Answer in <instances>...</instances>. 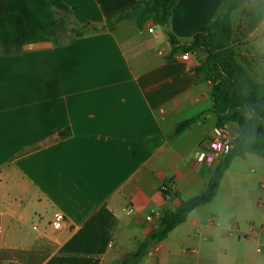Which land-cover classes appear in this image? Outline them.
<instances>
[{
  "label": "crops",
  "instance_id": "crops-1",
  "mask_svg": "<svg viewBox=\"0 0 264 264\" xmlns=\"http://www.w3.org/2000/svg\"><path fill=\"white\" fill-rule=\"evenodd\" d=\"M225 1L178 0L168 31L191 43L207 33ZM63 2L74 9L66 39L54 40L58 32L39 41L52 43L43 49L0 50V252L22 253L10 263L46 264L105 206L117 225L100 264H122L146 242L159 211L200 195L217 167L199 161L217 129L212 83L194 71L207 55L191 52L192 64L180 54L169 59L166 31L153 22L139 28L126 20L114 31L72 36L73 22L104 27L144 0ZM9 14L38 30L66 11L49 0H0V16ZM231 46L248 76L263 84L264 0H244L233 12ZM187 121L194 123L174 136ZM156 137L159 145L148 149ZM261 199L264 158L235 159L214 200L139 264H214L219 257L225 264L259 257L264 264ZM56 213L66 218L60 230L52 226ZM27 224L34 225L28 232ZM44 243L53 252L36 263L31 253Z\"/></svg>",
  "mask_w": 264,
  "mask_h": 264
},
{
  "label": "trees",
  "instance_id": "trees-1",
  "mask_svg": "<svg viewBox=\"0 0 264 264\" xmlns=\"http://www.w3.org/2000/svg\"><path fill=\"white\" fill-rule=\"evenodd\" d=\"M59 10H69L63 0H49ZM244 0H226L207 33L194 37L191 43L181 44L169 31V23L178 0H144V3L110 17L104 27L87 24L78 30L73 22V37H82L88 32L102 30L114 31L122 21L136 22L143 28L148 22L164 28L172 46V54L176 55L202 52L207 55L200 66L194 68L197 76H206L212 83L213 111L217 116V128L235 124L238 136L232 144L229 154L224 157L211 174L205 190L188 201H181L176 210L163 209L157 215V225L145 243L136 252L129 255L122 264H139L150 249L165 241L171 232L186 223L189 215L196 209L208 205L216 197L225 172L232 162L245 159L248 155L264 158V83L254 82L236 60L231 46L232 14L240 8ZM69 20L64 16L42 29L33 30L26 27L24 19L18 14L0 16V50L7 54L19 52L26 44L45 40L49 35H56L62 27H68ZM56 38V37H55ZM58 42V40H57ZM60 42V41H59ZM194 122L187 121L178 125L173 132L179 136L188 130ZM160 138L149 139L148 149L156 148ZM171 194V189L164 193ZM179 197V195H176ZM117 219L107 207L100 208L82 227V229L66 244L59 253L46 264H100L99 257L104 255L111 242Z\"/></svg>",
  "mask_w": 264,
  "mask_h": 264
},
{
  "label": "built area",
  "instance_id": "built-area-1",
  "mask_svg": "<svg viewBox=\"0 0 264 264\" xmlns=\"http://www.w3.org/2000/svg\"><path fill=\"white\" fill-rule=\"evenodd\" d=\"M153 33V30H149ZM192 53H185L181 56L182 60L186 63L192 64ZM237 126L235 124H229L224 128H217L212 134V137L206 144L204 151L199 156V161L207 164L209 167L216 166L220 161L229 154L232 149V144L236 139V133L234 128ZM238 129V128H237ZM168 190L167 185H164L161 188L162 193H165ZM259 208L264 211V199L259 201ZM148 221H151L152 218L148 217ZM66 223V218L61 213H56L53 218L52 226L56 230H60Z\"/></svg>",
  "mask_w": 264,
  "mask_h": 264
},
{
  "label": "rangeland",
  "instance_id": "rangeland-1",
  "mask_svg": "<svg viewBox=\"0 0 264 264\" xmlns=\"http://www.w3.org/2000/svg\"><path fill=\"white\" fill-rule=\"evenodd\" d=\"M65 17H66L67 20H70L71 19L68 14H65ZM77 29L78 30H81V27H78ZM69 30L70 29L68 27H62L61 31H59V34L62 35V37L60 35L57 36L56 38L53 37L54 40L60 41L61 39L62 40L66 39L69 36L68 35ZM213 171H214V169L212 170L211 174L213 173ZM33 226L34 225L27 224V226H26L27 232L29 230H31V228ZM253 226L254 225L250 224V226H249L250 230H252ZM262 232L264 233V228H262ZM52 249H53L52 247H50L49 245H47V244L44 243L42 246L38 247V250L35 251V254L34 253H31V255H34V257H36L37 260H38V262H36V263H39L40 261H43L46 258H49V256L53 252ZM253 250H255V255H256L257 254L256 253V248L253 247ZM259 252H260V250H259ZM26 255L27 254H25V256ZM255 255L253 257H255ZM16 257H22V253L17 254V253L11 252V251L10 252H3L2 251V252H0V264H15V263H10V261L11 260H16L17 259ZM226 261L227 260L224 257H219L214 264H225ZM231 263H232V261H231ZM227 264H229V263H227ZM232 264H234V263H232ZM250 264H262V263L259 260V257H255L254 260H253V262L252 263L250 262Z\"/></svg>",
  "mask_w": 264,
  "mask_h": 264
},
{
  "label": "water",
  "instance_id": "water-1",
  "mask_svg": "<svg viewBox=\"0 0 264 264\" xmlns=\"http://www.w3.org/2000/svg\"><path fill=\"white\" fill-rule=\"evenodd\" d=\"M51 42L43 41V42H36V43H30L23 46V49L25 51H32V50H39L46 47L51 46Z\"/></svg>",
  "mask_w": 264,
  "mask_h": 264
}]
</instances>
